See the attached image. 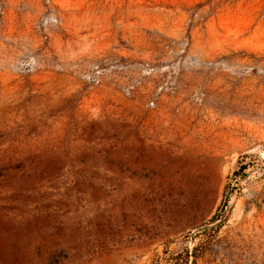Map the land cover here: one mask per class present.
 <instances>
[{"label":"rangeland","instance_id":"374dc122","mask_svg":"<svg viewBox=\"0 0 264 264\" xmlns=\"http://www.w3.org/2000/svg\"><path fill=\"white\" fill-rule=\"evenodd\" d=\"M0 264H264V0H0Z\"/></svg>","mask_w":264,"mask_h":264}]
</instances>
